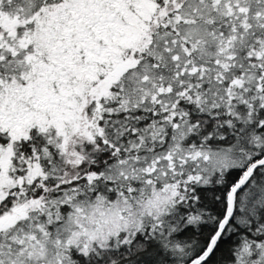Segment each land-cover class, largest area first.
Wrapping results in <instances>:
<instances>
[{
	"label": "snow or ice",
	"instance_id": "obj_1",
	"mask_svg": "<svg viewBox=\"0 0 264 264\" xmlns=\"http://www.w3.org/2000/svg\"><path fill=\"white\" fill-rule=\"evenodd\" d=\"M0 264H264V0H0Z\"/></svg>",
	"mask_w": 264,
	"mask_h": 264
}]
</instances>
